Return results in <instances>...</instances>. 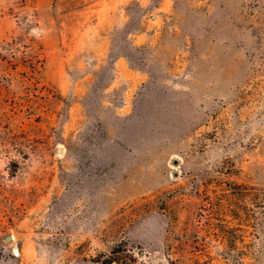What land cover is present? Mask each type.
I'll use <instances>...</instances> for the list:
<instances>
[{
  "label": "rangeland",
  "instance_id": "rangeland-1",
  "mask_svg": "<svg viewBox=\"0 0 264 264\" xmlns=\"http://www.w3.org/2000/svg\"><path fill=\"white\" fill-rule=\"evenodd\" d=\"M110 258L264 264V0H0V264Z\"/></svg>",
  "mask_w": 264,
  "mask_h": 264
},
{
  "label": "trees",
  "instance_id": "trees-1",
  "mask_svg": "<svg viewBox=\"0 0 264 264\" xmlns=\"http://www.w3.org/2000/svg\"><path fill=\"white\" fill-rule=\"evenodd\" d=\"M113 261H115V258H110L109 260L103 261L102 264H111Z\"/></svg>",
  "mask_w": 264,
  "mask_h": 264
},
{
  "label": "water",
  "instance_id": "water-1",
  "mask_svg": "<svg viewBox=\"0 0 264 264\" xmlns=\"http://www.w3.org/2000/svg\"><path fill=\"white\" fill-rule=\"evenodd\" d=\"M10 238H11V236L9 235V236L6 237V240H10Z\"/></svg>",
  "mask_w": 264,
  "mask_h": 264
}]
</instances>
